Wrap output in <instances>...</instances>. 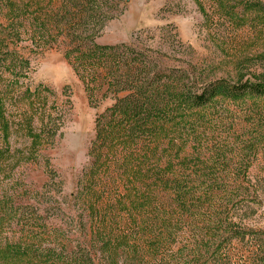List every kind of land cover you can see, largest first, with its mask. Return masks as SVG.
Segmentation results:
<instances>
[{"label":"trees","instance_id":"16d2710c","mask_svg":"<svg viewBox=\"0 0 264 264\" xmlns=\"http://www.w3.org/2000/svg\"><path fill=\"white\" fill-rule=\"evenodd\" d=\"M120 1L0 0V165L10 154L6 105L29 67L14 50L19 42L63 44V57L82 82L88 104L112 101L95 115L88 162L73 195L91 248L70 244L72 235L57 218L51 227L33 209L4 198L0 237L13 222L21 233L0 238V264H264V229L246 222L254 215L251 205L259 204L245 173L261 135L240 150L236 177L229 176L228 146L205 149L207 130L227 105L239 106L261 127L264 74L243 81L237 69L233 82L202 84L195 71L165 63L192 51L171 32L163 42L148 30L128 43H98ZM193 1L210 21L203 0ZM205 1L224 23L264 32L263 0ZM43 91L49 92L42 85L26 88L22 97L37 111L35 99ZM62 125L61 116L55 114L54 124L44 108L40 127L26 128L28 155L60 136ZM44 170L59 194L61 182L48 159Z\"/></svg>","mask_w":264,"mask_h":264},{"label":"rangeland","instance_id":"374dc122","mask_svg":"<svg viewBox=\"0 0 264 264\" xmlns=\"http://www.w3.org/2000/svg\"><path fill=\"white\" fill-rule=\"evenodd\" d=\"M203 2L210 21L193 0H121L115 7V16L105 23L97 42L128 43L137 32L148 30L154 32L157 39L160 36V42H163L171 32L192 51L176 55L175 59L165 60V63L181 64L187 71H195L202 84L219 78L233 82L238 77V70L243 81H254L264 74V32L256 35L253 30L224 23L217 18V11L207 1ZM162 27L166 28L160 33ZM143 36L145 39L146 34ZM64 49L63 44L36 47L30 40H23L14 47L29 61V67L26 78L20 79L6 105L11 126L10 154L0 165V199H8L14 207L33 209L51 227H55L57 218L59 226L72 235L70 244L82 243L91 248L89 228L82 226L85 219L79 218L80 210L74 205L73 195L88 162L87 150L94 136L95 115L112 101L102 100L95 108L88 104L82 82L63 57ZM37 85L44 86L49 92L43 91L35 99L39 108L35 111L22 95L26 88L33 91ZM44 108L51 114L54 124L55 114L61 116V135L54 136L50 144L29 156L30 138L26 128L28 125L35 129L40 127ZM251 119L252 116L239 110V106L227 105L215 127L207 130L210 142L205 149L214 148L213 144L216 148L228 146L229 176L236 177L240 150L261 135L260 146L251 156V166L245 173L259 204L251 205L254 215L246 222L253 228L264 229V122L256 129ZM45 159L49 160L61 182L59 194L55 191V179L51 180L44 170ZM167 199L162 198L163 202ZM19 228L16 222L5 226L0 238L13 240L19 237ZM245 253L243 250L238 256L242 258ZM93 256L96 259L95 254Z\"/></svg>","mask_w":264,"mask_h":264}]
</instances>
